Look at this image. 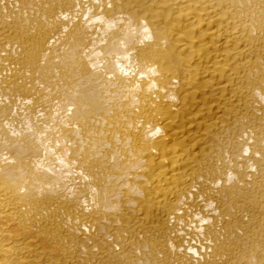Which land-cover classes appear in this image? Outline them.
I'll use <instances>...</instances> for the list:
<instances>
[{
  "label": "bare ground",
  "instance_id": "bare-ground-1",
  "mask_svg": "<svg viewBox=\"0 0 264 264\" xmlns=\"http://www.w3.org/2000/svg\"><path fill=\"white\" fill-rule=\"evenodd\" d=\"M0 264H264V0H0Z\"/></svg>",
  "mask_w": 264,
  "mask_h": 264
}]
</instances>
